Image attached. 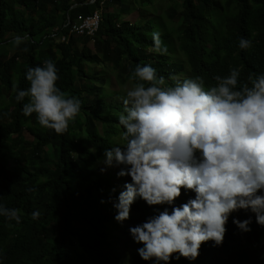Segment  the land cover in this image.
<instances>
[{"label":"trees","instance_id":"16d2710c","mask_svg":"<svg viewBox=\"0 0 264 264\" xmlns=\"http://www.w3.org/2000/svg\"><path fill=\"white\" fill-rule=\"evenodd\" d=\"M154 2L0 0V48L5 49L0 52V204L21 213L20 223L0 216V264H153L154 260L139 256L137 249L143 245L133 240L126 224L137 226L172 206H149L137 197L129 218L123 222L115 219L113 204L118 200L109 194L111 175L97 172L99 157L120 128L122 110L112 100L109 103L115 90L106 87H112L113 78L119 85H132L131 71L137 64L150 65L148 58L156 62L150 66L157 76L174 74L176 65L173 68L157 55L148 57L150 49L159 53L153 32L160 34L167 51L182 54L190 78L202 77L209 86L216 83V75L225 76L232 68L240 70L242 83L250 74L264 72V0H170V14L146 17L135 24L124 20L134 11L143 16L154 14ZM94 13L99 14L100 25L93 37L62 42L61 35L72 27L64 28L69 18L74 22L79 14ZM58 26L62 33L51 37ZM16 36L26 38L18 47L12 43ZM241 37L252 41L251 49L238 47ZM91 42L94 50L88 48ZM44 60H52L58 69L57 87L80 99L83 113L91 114L86 124L94 149L82 139L80 119L57 135L42 128L35 114L23 115L27 98L16 101L14 86L27 89V68L42 66ZM94 66L103 69L96 71ZM90 78L98 79L99 84H92ZM176 79L184 80L181 75ZM4 93L9 95L6 101ZM93 119L104 124L103 136L91 124ZM25 131L32 134L33 141L24 139ZM182 191L186 202L195 198L194 191ZM180 205L176 199L173 206ZM33 212L39 213L35 220ZM249 218L251 230L247 232L233 223V219ZM226 229L221 245L202 243L195 260H177L174 254L168 264H264V226L257 224L251 210L232 212ZM113 238L126 243L121 252L111 242Z\"/></svg>","mask_w":264,"mask_h":264},{"label":"clouds","instance_id":"9594fccd","mask_svg":"<svg viewBox=\"0 0 264 264\" xmlns=\"http://www.w3.org/2000/svg\"><path fill=\"white\" fill-rule=\"evenodd\" d=\"M61 31L56 27L51 37ZM152 36L159 52L153 55L166 53L160 34L153 32ZM25 39L16 36L12 43L18 47ZM252 46L250 39L239 38L241 50ZM174 70L167 78L157 76L150 65L137 64L131 71L132 86L125 90L122 104L112 101L122 107L120 128L97 165L100 174L111 175L109 194L118 200L113 204L118 222L129 218L137 197L149 206H172L137 226L126 224L133 240L143 245L137 249L139 256L155 264H168L174 254L177 260H195L202 243L208 241L221 245L234 211L251 210L257 224L264 226V72L250 74L242 83L240 70L232 68L225 76L216 75V83L209 86L202 77L190 78L186 62L176 64ZM179 72L187 78L177 80ZM25 77L30 86L13 89L16 101L27 98L23 115L35 114L42 128L57 135L80 119L82 139L94 149L86 124L91 114L83 113L80 99L57 87L55 63L44 60L42 66L27 68ZM169 81L172 84L166 85ZM110 119L114 122L111 115ZM91 124L103 136L104 124L96 119ZM113 166L122 167L114 174ZM182 189L194 191L195 198L186 202ZM176 199L182 205L173 206ZM31 215L35 220L39 213ZM0 216L21 222L20 210L3 204ZM233 223L241 231L251 230V218L233 219Z\"/></svg>","mask_w":264,"mask_h":264},{"label":"rangeland","instance_id":"374dc122","mask_svg":"<svg viewBox=\"0 0 264 264\" xmlns=\"http://www.w3.org/2000/svg\"><path fill=\"white\" fill-rule=\"evenodd\" d=\"M170 5H171L170 0H155L154 8L156 9V12L153 10L155 12L154 14H152L150 12V13H148L147 16H143L138 11H134L129 16H126L124 20L127 22H130L131 24H135L136 22L140 23V21L146 17L151 18V17L164 16V15H167V13L170 14V12L172 11V8ZM110 11H112V10H110ZM173 20L177 21L178 16H175V18ZM81 47H82V45L79 44V48H81ZM88 48L91 50H94L93 42H91L88 45ZM4 50H5L4 48H0V52H3ZM153 53H154L153 49L148 50V52H147L148 57H151ZM142 54L144 55L145 52ZM159 56L165 58L168 61V64L170 66H172L173 68L176 64L185 63L184 58L176 50H175V52L166 51V53H164V54L160 53ZM148 60L150 61V65L156 64V62L152 61L153 60L152 58H148ZM95 69H96V71H101L103 68L102 67H95ZM100 75L105 77V74H100ZM179 75H181L183 77V79L187 78L186 76L183 75V72H179ZM102 76H99L98 79L103 78ZM98 79L93 80L92 78H90L89 81L92 84L98 85L99 84ZM120 86H124V87L121 88ZM131 86L132 85L130 83H124L122 85H119L118 83L115 82V80L113 78L112 88L115 90V93H114L113 97L112 96L109 97V100H112L114 102L122 104V99L124 97L125 90L130 88ZM7 99H9V95L7 93H4V101H6ZM24 139L28 142H31L34 140V137L32 136V134L29 131H25ZM48 149H50V148H48ZM75 159H76V157H75ZM76 161H77V159H76ZM98 162H100V161H98ZM113 167L115 169L114 174H116L119 171V167H122V166H113ZM97 172L102 173L101 167L98 168ZM129 227H131V224H129ZM121 238H123L125 241L128 240L126 235H122ZM111 242L114 244V246L116 247V249L119 252L122 251L123 246L126 244L125 242H123V240L118 239V238L111 239ZM153 264H155V261L153 262ZM160 264H165V263L161 261Z\"/></svg>","mask_w":264,"mask_h":264},{"label":"built area","instance_id":"2783aa9c","mask_svg":"<svg viewBox=\"0 0 264 264\" xmlns=\"http://www.w3.org/2000/svg\"><path fill=\"white\" fill-rule=\"evenodd\" d=\"M93 1L94 0H92V2ZM70 25L72 27L70 28L69 32L61 35L62 40L66 41V43L70 41L71 37H93L99 29L100 16L98 13H94L91 16L79 14L74 20V22L71 21L69 18V21L67 22V24L64 25V28H67ZM59 30L60 28H57L53 34L57 35V32Z\"/></svg>","mask_w":264,"mask_h":264},{"label":"bare ground","instance_id":"6f19581e","mask_svg":"<svg viewBox=\"0 0 264 264\" xmlns=\"http://www.w3.org/2000/svg\"><path fill=\"white\" fill-rule=\"evenodd\" d=\"M214 83V82H213ZM246 239V238H245ZM257 246H259L258 244H257ZM261 246V245H260ZM255 250V249H254ZM254 250H253V252H254ZM249 256V255H248ZM244 260V259H243Z\"/></svg>","mask_w":264,"mask_h":264}]
</instances>
